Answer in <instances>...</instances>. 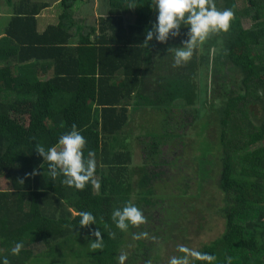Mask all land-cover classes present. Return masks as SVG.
Returning a JSON list of instances; mask_svg holds the SVG:
<instances>
[{
    "label": "trees",
    "instance_id": "trees-1",
    "mask_svg": "<svg viewBox=\"0 0 264 264\" xmlns=\"http://www.w3.org/2000/svg\"><path fill=\"white\" fill-rule=\"evenodd\" d=\"M17 1L7 0L16 10L0 39V180L5 186L0 190V256H7L10 264H27L44 249L37 245L54 244L57 250L51 255L58 264H119L122 254L127 257L124 264H159V250L172 242L178 227L173 217L180 210L173 203L166 207L164 198L175 195L174 188L181 193L194 188L199 195L196 167L203 174L208 165L210 184L218 175L215 190L222 194V205L209 203L205 210L215 213L212 218L220 215L224 227L197 251L215 255L214 264H225L226 257L231 264H264V0H213L218 10L234 11L229 30L210 33L201 45L207 49L176 66L181 72L173 75L171 49L182 46L187 29L169 36V51L155 39L145 47L144 33L156 16L150 0H102L106 10L96 25H86L75 9L86 0H61L57 24L41 34L36 15L47 6ZM242 19L251 26L244 28ZM205 50L225 57L228 67L213 58L211 70L204 69ZM156 52H169L173 66L168 56L167 67L163 65V56L155 58ZM50 69L52 77L40 80ZM203 72H210L207 92L199 79ZM229 74L236 78L226 82ZM142 106L165 117L139 137L144 159L132 166L123 129L129 107L136 112ZM188 107L194 111L188 122L175 117H185ZM73 124L86 140L85 158L89 150L95 153L99 190L91 183L83 190L69 188L61 183L62 176L53 181L32 175L34 170L47 171L35 146H57ZM209 127L214 130L207 134ZM181 130L195 135L187 137ZM186 137L190 153L194 150L196 167L190 175L196 180L191 188L179 190L184 175L172 184L173 176L153 168L166 164L159 162L162 146L168 145L169 153L180 146L169 171L179 166L186 173L176 163L187 154ZM203 149L208 153L201 154ZM126 204L149 215L145 223L121 231L112 213ZM80 211L92 212L96 224L81 228ZM96 231L103 239L99 249L91 247ZM16 242L24 247L12 256ZM188 264L205 262L193 257Z\"/></svg>",
    "mask_w": 264,
    "mask_h": 264
},
{
    "label": "clouds",
    "instance_id": "clouds-1",
    "mask_svg": "<svg viewBox=\"0 0 264 264\" xmlns=\"http://www.w3.org/2000/svg\"><path fill=\"white\" fill-rule=\"evenodd\" d=\"M149 7L155 11L156 16L152 26L144 33L145 47L153 39L158 43H165L170 35L178 36L182 28L187 29L188 38L181 42L182 46L171 49L174 52V66H181L188 62L194 51L205 42L210 33L227 32L230 21L235 15L230 8L223 11L218 10L213 0H150ZM57 144L59 149L57 146L48 148L44 145L35 146L36 153L47 164V171L42 169V173H37L34 170L32 175L42 174L53 181L62 176L61 183L69 188L83 190L86 184L91 183L99 190L100 182L94 178L95 153L89 150L85 158L83 149L86 140L75 124L69 132L59 137ZM77 215L80 217L78 225L81 228L96 224V218L90 211H80ZM112 220L121 231H126L130 225L138 226L145 223L141 210L133 204H126L123 208L114 210ZM93 235L95 241L91 243V247L93 249L102 248L101 232L96 231ZM139 235L146 236L147 234L140 233ZM23 247V243L16 242L10 249L11 255L18 256ZM178 250L197 260L204 261L205 264H214L217 259L215 255L206 252L190 251L184 247ZM126 258V255H120L119 264H124ZM0 264H10L8 257L0 256ZM168 264H187V256H173ZM225 264H231V257L225 258Z\"/></svg>",
    "mask_w": 264,
    "mask_h": 264
},
{
    "label": "rangeland",
    "instance_id": "rangeland-1",
    "mask_svg": "<svg viewBox=\"0 0 264 264\" xmlns=\"http://www.w3.org/2000/svg\"><path fill=\"white\" fill-rule=\"evenodd\" d=\"M51 1V0H50ZM57 1V0H54ZM102 0H98L99 3H103L101 2ZM79 3V2H78ZM53 8V7H52ZM55 8L59 9V5H55ZM51 9V8H50ZM87 9V8H85ZM84 14L88 15V11H84ZM241 24L244 28L246 27H250L251 26V21L250 20H246V19H242L241 20ZM175 38V37H173ZM174 40V39H173ZM181 41L183 40V38L180 39ZM207 41V39L205 40V42ZM169 42H165V43H159V45H163V49L166 51H169L170 47ZM203 49H207L206 46H199V48H197L194 53L193 56L198 53H200ZM213 50V49H212ZM214 52L215 48H214ZM165 57L161 58V63L162 64H166L167 67V56L169 59H171V65L173 66L174 64V60H173V64H172V56L171 55H164ZM192 56V58H193ZM205 57H206V63L208 64L207 68H204L206 70H211L212 68V60H214L213 58H217L218 62L222 65L223 68H227V61L225 60V57L220 56V55H216L214 57V54H209L208 52L206 53L205 50ZM166 69V68H165ZM172 72L169 75H173L175 74V72L177 73L178 71L181 72V70H178V68L176 66H173L171 69ZM225 72V71H224ZM166 74V72H162L161 76H164ZM204 77H199L200 80H202V86L206 87V92L210 90V86H208V82H210V80H207L209 78V74L205 76V73L203 72ZM225 77V75H223ZM223 78V77H222ZM236 76L234 74H229L227 75V77L225 78L226 82H229L231 79L235 80ZM211 93V92H209ZM209 96H206L205 98H207ZM179 102H174V104H178ZM180 103L184 104L181 100ZM215 108H217L218 106L215 105ZM188 113H185V117L181 114H175V117H181L183 120H185L186 122H188L190 120L191 117H194L193 113V109H191V107H188L187 109ZM133 113V112H132ZM165 117V115L163 114V112L160 111H155L153 110L151 107H144L142 106L141 109H139L138 111L135 112V115L132 114L131 116V123L127 124L124 127V131H123V135L124 137L127 138V143L129 147V150L131 152L130 154V165L132 166H140V164L143 163V159H144V153L141 151L140 147L141 145H138V139L139 137L143 136V134H146V128H148L151 125H159V123H161L163 121V118ZM200 119L203 120H207L206 116L203 117V115L200 113ZM176 118V119H177ZM210 124H211V119L209 120ZM166 122V120H165ZM168 125V124H167ZM170 126V125H169ZM214 130V127H209V130L207 131V134L212 133ZM180 134L182 133H186L187 137H189L190 135H195L193 132L191 131H187V130H181L179 131ZM198 134L200 132H197ZM185 138V146L187 149V154L184 152L182 155V157L178 160H176L177 164L180 165H184L183 166V171L184 169L187 170L186 173H183L180 169L179 166H175L173 167V170L170 172L169 169L171 168L170 165V161L176 157L175 154H177V150L179 151L181 149V147L179 146L177 149H173L172 153L168 152V145H164L162 146V153H163V160H160L159 162L162 161H166V164H160L161 166H157L155 168H153V170L155 172L158 171H164L166 172L165 174H170L171 176L174 177L172 184L175 182L176 184H178L177 179L179 178V176H183L184 178L183 180H181L180 185L178 186V188H180L179 190H181V188H191L194 184V181L196 180V176H191V172L190 169L194 168L196 166H194V162H193V151L190 153V149H191V141L189 140V138ZM194 148V147H192ZM202 150V149H201ZM200 150V151H201ZM205 151L208 153L207 149H203V151H201V154L205 153ZM180 154V153H179ZM188 165H192V166H188ZM208 165H206V171L203 174H198L199 171V167H196V175H197V181L200 182V186L198 185L197 188L201 187L198 191H199V195L197 194V190H195L194 188H191L185 192H178L177 188H174L173 193L179 194V197H176L174 194L172 196L170 195H166V197L164 198V203L165 206L167 207L168 204H176L180 210L174 215L173 219V224L175 226L178 225L177 230L173 233L172 235V242L169 245H164L163 248H159V258L161 259V263L159 264H168L169 259L173 256H187V264L189 262L192 261L193 256L187 254V253H182L180 252L178 249L180 247H184L189 249L190 251H197L201 248V246L203 244H207L210 241L214 240L215 238H217L218 236H220V233L223 230L224 227V222L223 219L220 217V215H218V218H212L213 215L215 213H209L206 212L205 207L207 204L211 203V204H215L216 206H221L222 205V201H220V199L222 198V194L216 189V180L218 175L215 174V184H210L209 182V177H208V171L207 170ZM212 173L214 171H211ZM195 174V173H194ZM163 178L168 179L169 176H164ZM174 183V184H175ZM174 186V185H173ZM189 186V187H188ZM0 190H5V186L4 184L1 182L0 180ZM95 190V189H94ZM164 196H162L163 198ZM174 198V199H173ZM156 199V198H155ZM160 199V197H159ZM171 199V200H170ZM176 199V200H175ZM170 200V201H169ZM177 202V203H176ZM141 210V209H140ZM142 214L144 217L148 216L149 214L143 210H141ZM154 214V212L151 213V216ZM75 215V214H73ZM154 215H157L159 217V219H162L163 216L161 214L155 213ZM80 243V242H79ZM78 243V244H79ZM43 246L44 249L38 252V255L34 256L27 264H58L57 263V257L52 256L51 252H54L55 250H57L56 246L54 244H52L51 246H45V245H37V247H41ZM166 246H169L168 248H166ZM169 254L171 255V257L169 258ZM60 262V261H59ZM159 262V261H158ZM61 263V262H60ZM64 264V263H61ZM139 264V263H137Z\"/></svg>",
    "mask_w": 264,
    "mask_h": 264
},
{
    "label": "crops",
    "instance_id": "crops-1",
    "mask_svg": "<svg viewBox=\"0 0 264 264\" xmlns=\"http://www.w3.org/2000/svg\"><path fill=\"white\" fill-rule=\"evenodd\" d=\"M26 2L30 4H39V5L44 4L47 6L46 8L42 9L36 15L37 33L41 34L46 30L47 27L57 24L59 14L61 13V8H60L61 0H57V1H54V0H51V1L50 0H26ZM16 3H18L17 0H16ZM55 5H59V9L55 8ZM75 9L80 11V13L84 15V23L86 25H96L99 16L101 15L102 12H105L106 10V8L103 7V4L99 3L98 0L83 1L79 3L75 7ZM15 10H16V7L15 8L11 7L8 4L7 0H0V39L5 37L6 26L9 23L10 19L13 17ZM84 11H88V15L84 14ZM164 55H169V52H166L164 54L162 52L160 54L156 52L154 54L155 58L158 56L164 57ZM39 70L40 72L42 71L41 68ZM52 75H53L52 69H50L45 74L43 75L40 74L39 79L46 81V80H49L52 77ZM132 114L135 115V112L132 113L129 107V111L127 114L128 116L127 124L131 123ZM57 148L59 149V145H57Z\"/></svg>",
    "mask_w": 264,
    "mask_h": 264
}]
</instances>
